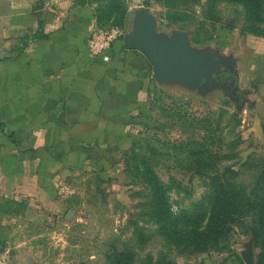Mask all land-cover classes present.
Instances as JSON below:
<instances>
[{
    "label": "rangeland",
    "instance_id": "obj_1",
    "mask_svg": "<svg viewBox=\"0 0 264 264\" xmlns=\"http://www.w3.org/2000/svg\"><path fill=\"white\" fill-rule=\"evenodd\" d=\"M111 1L117 8L110 17L104 9ZM96 2L97 30L119 29L124 51L125 35L144 7L156 20L157 35L185 32L191 48L228 59L234 73L224 77L229 71L221 65L217 85L202 94L178 83L159 84L150 62L133 51L148 62L144 97L126 104L107 133L81 144L76 162L66 167L57 164L66 148L51 141L34 149L27 134V70L18 72L14 85H0L1 264H114L122 251L136 255L134 264H149L150 255L173 246L143 215L155 200L146 180L157 181L169 210L184 216L188 228L204 229L206 221L186 220L210 210L217 172L232 167L237 175L230 177L243 183L264 172V32L249 29L242 7L216 4L221 23H214L207 0ZM20 38L16 47H23ZM20 57L27 61V53ZM135 225L145 231L144 244ZM228 245L176 257L175 264H247L248 247L258 264L260 249L244 230L236 228Z\"/></svg>",
    "mask_w": 264,
    "mask_h": 264
},
{
    "label": "crops",
    "instance_id": "obj_2",
    "mask_svg": "<svg viewBox=\"0 0 264 264\" xmlns=\"http://www.w3.org/2000/svg\"><path fill=\"white\" fill-rule=\"evenodd\" d=\"M95 30L93 7L76 0H0V85H14L27 70V134L34 149L51 141L66 148L60 167L76 162L81 144L107 133L126 104L141 101L150 78L148 62L121 41L110 62L93 57ZM19 37L23 47H16Z\"/></svg>",
    "mask_w": 264,
    "mask_h": 264
},
{
    "label": "trees",
    "instance_id": "obj_3",
    "mask_svg": "<svg viewBox=\"0 0 264 264\" xmlns=\"http://www.w3.org/2000/svg\"><path fill=\"white\" fill-rule=\"evenodd\" d=\"M76 1L81 6H92L98 0ZM188 1L193 2L194 0ZM220 2L242 7L249 29L256 33L264 32V0H207L211 11L209 21L221 23L219 14L215 10L216 4ZM116 8L111 1L104 12L111 17ZM174 10H181V8L175 7ZM234 25V22L230 21L228 28L232 29ZM206 166L210 167L211 165L206 163ZM134 167L138 170V165ZM217 174L211 180L213 194L210 210L200 219L193 216L186 220L200 224L206 221L204 229H201V225L188 228L183 220L184 216H174L169 210L167 202L157 186V181L154 178L145 179L148 184L147 188L151 187L155 195V200L145 206L146 212L143 215L149 217L157 226V233L169 243L168 248L173 246L169 251L159 253L156 258L150 255L149 264H175V259L179 256L208 254L224 250L228 248V242L236 228H240L250 235L254 246L260 249L258 264H264V172L250 183H243L232 178L237 175V171L232 167H224ZM195 220H199V222H195ZM135 226L139 242L144 244L145 231L138 225ZM172 251L176 253L175 256H172ZM135 260L136 255L131 257L126 251H122L117 253L114 264H134Z\"/></svg>",
    "mask_w": 264,
    "mask_h": 264
},
{
    "label": "water",
    "instance_id": "obj_4",
    "mask_svg": "<svg viewBox=\"0 0 264 264\" xmlns=\"http://www.w3.org/2000/svg\"><path fill=\"white\" fill-rule=\"evenodd\" d=\"M127 50L138 51L150 62L159 84L178 83L202 94L217 85L220 66L233 74L232 63L218 55L191 48L188 34L176 32L171 38L157 35L156 20L147 8L136 12L133 29L125 35ZM247 264H254L251 247L243 254ZM1 264V263H0ZM28 264H35L28 261Z\"/></svg>",
    "mask_w": 264,
    "mask_h": 264
},
{
    "label": "built area",
    "instance_id": "obj_5",
    "mask_svg": "<svg viewBox=\"0 0 264 264\" xmlns=\"http://www.w3.org/2000/svg\"><path fill=\"white\" fill-rule=\"evenodd\" d=\"M119 29L96 30L89 37L88 49L93 57L101 58L104 62L111 61V49L119 41Z\"/></svg>",
    "mask_w": 264,
    "mask_h": 264
},
{
    "label": "flooded vegetation",
    "instance_id": "obj_6",
    "mask_svg": "<svg viewBox=\"0 0 264 264\" xmlns=\"http://www.w3.org/2000/svg\"><path fill=\"white\" fill-rule=\"evenodd\" d=\"M223 76H224V77H230V74L225 73V74H223Z\"/></svg>",
    "mask_w": 264,
    "mask_h": 264
}]
</instances>
